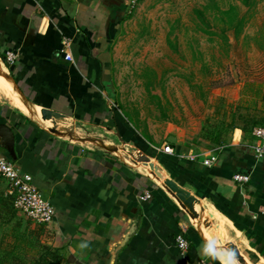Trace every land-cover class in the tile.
I'll return each instance as SVG.
<instances>
[{
  "label": "crops",
  "instance_id": "1",
  "mask_svg": "<svg viewBox=\"0 0 264 264\" xmlns=\"http://www.w3.org/2000/svg\"><path fill=\"white\" fill-rule=\"evenodd\" d=\"M129 2L0 0V81L15 93L10 100L0 91V124L14 134L16 159L1 145L0 154L30 175L56 210L49 224L27 218L26 246L29 239L40 238L58 264H252L241 247L264 264V156L255 157L252 134L236 129L235 140L221 147L216 163L207 167L203 162L212 153L196 154L194 160V150L178 137L175 155L152 147L150 137L133 132L108 99L112 45ZM8 51L18 54L14 65L6 61ZM78 123H108L137 153L173 158L177 181L156 156L143 162L139 153L132 167L120 158L121 147L76 140L81 134L73 126ZM82 143L97 144L122 163ZM237 175L249 181L238 182ZM145 193L151 198L143 201ZM199 204L210 216L202 217ZM181 233L191 243L186 255L175 246ZM229 233L241 247L234 248Z\"/></svg>",
  "mask_w": 264,
  "mask_h": 264
},
{
  "label": "rangeland",
  "instance_id": "2",
  "mask_svg": "<svg viewBox=\"0 0 264 264\" xmlns=\"http://www.w3.org/2000/svg\"><path fill=\"white\" fill-rule=\"evenodd\" d=\"M210 1L224 10L237 5L246 14L242 36L236 40L232 32L227 33V49L220 37L197 31L194 10ZM126 16L112 45V73L105 91L133 132L150 137V145L158 150L172 147L178 137L194 155L216 154L235 140L236 129L246 130L250 137L255 127L264 125V0L250 10L235 0H137ZM206 17L210 30L219 31L214 11L209 10ZM169 34L175 50L168 44ZM146 73L149 79L144 77ZM107 124L88 127L78 123L79 128L73 126L81 134L76 140H102L121 147L120 158L135 167V157L141 158L136 156L140 154L135 146L121 141L118 130ZM82 144L106 152L120 163L97 144ZM5 186L3 182L2 188ZM4 218L0 221V247L11 250L18 246L12 251L16 250L17 258L5 264H34L39 257L48 256L40 238L35 237L32 248L25 246L30 222L23 213L12 209L11 217ZM228 235L234 248L241 247L240 239Z\"/></svg>",
  "mask_w": 264,
  "mask_h": 264
},
{
  "label": "built area",
  "instance_id": "3",
  "mask_svg": "<svg viewBox=\"0 0 264 264\" xmlns=\"http://www.w3.org/2000/svg\"><path fill=\"white\" fill-rule=\"evenodd\" d=\"M137 0H130L129 6L134 7ZM69 42H65V49H69ZM64 59L72 62V56L63 51ZM6 61L9 65H14L18 61V54L8 51L6 52ZM252 136L257 142L252 146L255 157L262 158L264 156V126L255 127L252 130ZM163 152L168 155H175V151L171 146L163 147ZM192 159H197V156H191ZM215 154L209 155L204 160V165L207 167L213 166L217 161ZM0 177L8 184L7 194L14 198V207L19 212L23 213L28 219L32 220L37 225L51 223L55 216L56 210L53 205L45 199L42 193L33 183L30 175L22 173L16 164L9 160L5 155L0 154ZM234 179L238 182H248L249 177L237 175ZM149 193H145L141 200L150 199ZM190 241L184 234H179L175 238V246L182 255H186L190 250ZM197 264H208L205 260H200Z\"/></svg>",
  "mask_w": 264,
  "mask_h": 264
},
{
  "label": "trees",
  "instance_id": "4",
  "mask_svg": "<svg viewBox=\"0 0 264 264\" xmlns=\"http://www.w3.org/2000/svg\"><path fill=\"white\" fill-rule=\"evenodd\" d=\"M243 7L248 8L249 10L255 7L259 0H235ZM209 10L214 11V21L216 24V27L220 25L219 31H211L210 30V22L207 21L206 14ZM194 14L196 16L197 21V31H200L204 34H207L209 36H218L221 39L222 46L227 49L230 46L229 43V37L227 36V33L232 32L234 34V38L238 40L243 32L244 27L247 22L246 14L242 15L240 11V7L237 5H230L228 9H221L217 6L215 1H210V3L206 6H204L202 9H195ZM172 33V32H170ZM170 34L167 38L168 44L170 47H172L175 50V47L170 40ZM212 41V40H211ZM149 73L144 74V77L149 79ZM194 89L195 86H192ZM148 91L150 92L149 88ZM126 118L127 115H124ZM264 126V125H262ZM119 128V127H117ZM120 129V128H119ZM244 132H247L244 130ZM252 133V132H251ZM143 151V150H142ZM145 154L154 157L156 156L152 152H146L143 151ZM157 160L165 167V169L171 174L172 178L176 179L177 181V175L174 173V169L171 167V165H174V159L170 158L168 156L161 157V155L156 156ZM181 181V180H180ZM4 180L0 177V221H2L4 216L11 217L12 215V209H15L14 207V198L12 196H9L6 192L7 186L5 188H2ZM179 182V180H178ZM180 183V182H179ZM181 184V183H180ZM6 185V184H5ZM5 191V192H4ZM212 200L217 207V202L212 197ZM16 210V209H15ZM17 211V210H16ZM7 221V220H6ZM18 233L20 231H17L18 237L20 236ZM25 235V234H23ZM25 237V236H24ZM5 238V234L3 235L2 239ZM35 238H31L27 241V247L32 248L35 244ZM17 245V244H16ZM26 246V245H25ZM18 248V246H15L11 250H5L3 247H0V264H5L7 261L12 262L14 258L16 257L15 251L13 249ZM46 251H49L48 256H41L38 258L37 261L34 262V264H58V261L60 260L57 255L50 251L49 249L45 248ZM17 258V257H16ZM50 259V260H49Z\"/></svg>",
  "mask_w": 264,
  "mask_h": 264
},
{
  "label": "water",
  "instance_id": "5",
  "mask_svg": "<svg viewBox=\"0 0 264 264\" xmlns=\"http://www.w3.org/2000/svg\"><path fill=\"white\" fill-rule=\"evenodd\" d=\"M119 137V136H118ZM119 139L122 141L123 139L119 137ZM0 145L5 148L8 152V154L15 160V137L14 134L12 133L11 129L7 127L4 124H0ZM142 156H144L147 160H151L148 155L139 152ZM179 186V185H178ZM180 187V186H179ZM179 197L183 200L187 201H197V198L195 196L191 198H185L184 196L179 194Z\"/></svg>",
  "mask_w": 264,
  "mask_h": 264
},
{
  "label": "bare ground",
  "instance_id": "6",
  "mask_svg": "<svg viewBox=\"0 0 264 264\" xmlns=\"http://www.w3.org/2000/svg\"><path fill=\"white\" fill-rule=\"evenodd\" d=\"M2 90H5V94H6V96H7V98H9L10 100H15V93H14V91L11 89V88H7V89H4V87H3V85H2V82L0 81V91H2ZM49 122V125H51V126H54V123H52V122H50V121H48ZM153 170L154 169H151L150 170V172H153ZM177 197V196H176ZM175 197V198H176ZM179 198V197H178ZM178 202L180 203V205L183 207V208H186L185 207V205H184V203H183V201L180 199H178ZM199 208L201 209V212H202V217L203 216H210V211L209 210H205L204 209V207H203V205L202 204H199ZM206 218V217H205ZM205 218H203V220L205 219ZM207 219V218H206ZM200 222H201V220H200ZM204 221H202V223H203ZM208 223V222H207ZM203 227V226H202ZM206 227V226H205ZM204 229V228H203ZM208 229V228H207ZM209 230V229H208ZM204 231H206V228L204 229ZM205 233V232H204ZM203 233V234H204ZM206 235V234H205ZM209 236H210V234H209ZM205 237V236H204ZM209 238V237H208ZM211 238V237H210ZM207 239V238H206ZM212 240V239H211ZM210 240V241H211ZM214 244H216V242L214 243ZM224 260V259H223ZM225 262H227V261H225ZM224 263V262H223ZM242 263L244 264V262L242 261ZM226 264H229V263H226Z\"/></svg>",
  "mask_w": 264,
  "mask_h": 264
}]
</instances>
